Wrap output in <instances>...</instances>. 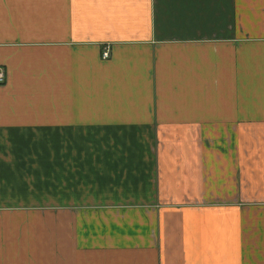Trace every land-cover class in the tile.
Instances as JSON below:
<instances>
[{"label":"crops","instance_id":"obj_1","mask_svg":"<svg viewBox=\"0 0 264 264\" xmlns=\"http://www.w3.org/2000/svg\"><path fill=\"white\" fill-rule=\"evenodd\" d=\"M0 70V264H264V0H0Z\"/></svg>","mask_w":264,"mask_h":264},{"label":"built area","instance_id":"obj_2","mask_svg":"<svg viewBox=\"0 0 264 264\" xmlns=\"http://www.w3.org/2000/svg\"><path fill=\"white\" fill-rule=\"evenodd\" d=\"M107 50L106 49H104L102 52H101V58L102 59H105V58H107ZM2 80H3V73H2V71L0 70V83L2 82Z\"/></svg>","mask_w":264,"mask_h":264}]
</instances>
